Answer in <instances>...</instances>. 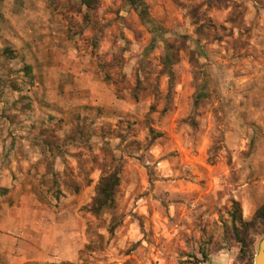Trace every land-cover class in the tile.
Returning <instances> with one entry per match:
<instances>
[{
	"label": "rangeland",
	"instance_id": "rangeland-1",
	"mask_svg": "<svg viewBox=\"0 0 264 264\" xmlns=\"http://www.w3.org/2000/svg\"><path fill=\"white\" fill-rule=\"evenodd\" d=\"M39 1L53 22L35 49L0 39V160L14 176L0 205H43L69 245L30 263L254 260L262 227L243 255L229 212L236 199L252 219L263 177L264 0H142L151 22L131 0ZM114 170L115 206L95 215Z\"/></svg>",
	"mask_w": 264,
	"mask_h": 264
},
{
	"label": "crops",
	"instance_id": "crops-1",
	"mask_svg": "<svg viewBox=\"0 0 264 264\" xmlns=\"http://www.w3.org/2000/svg\"><path fill=\"white\" fill-rule=\"evenodd\" d=\"M52 22L50 10L44 8L39 0H0V39H11L16 48H21L26 42L31 45V49H35L39 43V26L44 27L42 32L46 34ZM3 57L0 55L1 61ZM1 151L2 146L0 156ZM5 167L6 164L0 160L1 185L11 182L14 177L8 175L6 170L2 172ZM10 167L15 169L16 162ZM256 167V174L263 177L251 185L245 198L244 212L247 218L264 202V147L257 154ZM48 212L43 205L27 210L0 205V264H28L34 260L54 261L64 258L66 252H62V247L68 246L69 242L56 230V227H60L52 213Z\"/></svg>",
	"mask_w": 264,
	"mask_h": 264
},
{
	"label": "trees",
	"instance_id": "trees-1",
	"mask_svg": "<svg viewBox=\"0 0 264 264\" xmlns=\"http://www.w3.org/2000/svg\"><path fill=\"white\" fill-rule=\"evenodd\" d=\"M84 4L91 7L92 0H83ZM139 10L140 16L146 21L151 22L148 14V8L142 0H131ZM31 70L30 66H26ZM120 183V176L118 171L114 170L110 173L104 174L99 178L96 188V194L89 206V211L95 215H98L108 209L115 206V194L117 187ZM232 205L234 210L230 211L229 214L233 218L234 224L237 222L239 225H235V229L241 230L242 235H239L240 241L242 242V254L245 255L247 247L252 243L251 232L262 227L261 232H264V202L256 209L251 220H245L243 218L242 207L238 200L232 199ZM253 258L251 257L246 264H252ZM37 264V263H30ZM52 264V263H50ZM55 264V263H54Z\"/></svg>",
	"mask_w": 264,
	"mask_h": 264
},
{
	"label": "water",
	"instance_id": "water-1",
	"mask_svg": "<svg viewBox=\"0 0 264 264\" xmlns=\"http://www.w3.org/2000/svg\"><path fill=\"white\" fill-rule=\"evenodd\" d=\"M252 264H264V237L259 242L258 251Z\"/></svg>",
	"mask_w": 264,
	"mask_h": 264
}]
</instances>
